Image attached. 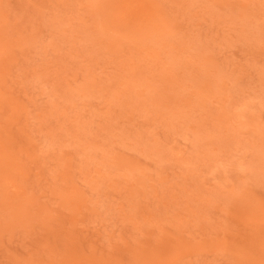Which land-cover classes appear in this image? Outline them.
<instances>
[{"label":"rangeland","instance_id":"1","mask_svg":"<svg viewBox=\"0 0 264 264\" xmlns=\"http://www.w3.org/2000/svg\"><path fill=\"white\" fill-rule=\"evenodd\" d=\"M0 264H264V0H0Z\"/></svg>","mask_w":264,"mask_h":264}]
</instances>
